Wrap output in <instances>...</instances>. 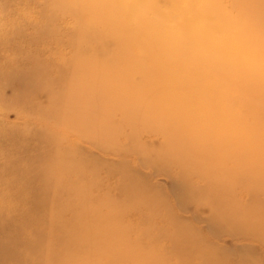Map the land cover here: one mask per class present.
<instances>
[{"label": "bare ground", "instance_id": "6f19581e", "mask_svg": "<svg viewBox=\"0 0 264 264\" xmlns=\"http://www.w3.org/2000/svg\"><path fill=\"white\" fill-rule=\"evenodd\" d=\"M9 4L8 16L18 20L0 24V54L21 46L26 72L21 81L25 95L6 100L1 76L9 64L0 62V110H15L19 117L15 123L0 121V255L8 254L13 264H43L49 260L40 253L45 246L66 264H137L128 249L139 248L127 244L120 231L111 235L106 229L127 224L141 233L142 223L171 230L159 210L140 217L133 207L112 203L108 208L126 212V219H66L53 229L46 224L55 225L56 215L39 216L40 203L54 213L59 198L86 195L81 184L89 170L91 127L109 128L114 120L140 126L146 136L155 129L167 144L160 151L182 154L170 155L174 172L200 188L219 187L209 193L226 207L221 219L254 232L234 239L264 248V0ZM233 4L237 8L231 15L227 6ZM59 5L70 7L58 16L61 21L81 20L92 27L66 25L57 39L54 11ZM65 31L74 33L76 42L63 41ZM21 102L23 107L16 109ZM89 107L94 110L91 119ZM210 154L227 157L230 169L216 168ZM145 163L141 157L108 165L133 168ZM122 182L117 183L120 203ZM151 186L160 189L157 183ZM196 209L200 218L174 215V220L205 240L194 222H206L209 231L215 226L202 208ZM163 242L170 253H148L144 264H197V253L180 254ZM101 243L107 250L104 256ZM154 250L160 253L156 245Z\"/></svg>", "mask_w": 264, "mask_h": 264}, {"label": "rangeland", "instance_id": "374dc122", "mask_svg": "<svg viewBox=\"0 0 264 264\" xmlns=\"http://www.w3.org/2000/svg\"><path fill=\"white\" fill-rule=\"evenodd\" d=\"M9 7V0H0V24L9 25L18 20L16 15L8 16ZM236 8L237 5L234 4L227 6L231 15L236 13ZM68 11H70L68 5L57 6L54 11L56 19ZM56 24L58 27L55 31L57 39L62 37L60 28H65L66 25L69 27L73 25L74 27L75 24H78L85 29L92 27L91 23H85L81 20L75 23L74 19L70 18L62 19V21L58 18ZM76 40L74 33L65 31L63 41L76 42ZM64 51L71 53L68 48ZM158 56L166 58L162 55ZM0 62L9 64L1 76L4 99L15 100L17 97L18 99L23 97L25 93L21 81L26 72V65L21 46L3 51L0 54ZM88 66L90 69L94 68L93 65ZM145 70L151 71L152 68L146 67ZM53 94L56 95V92ZM22 107L21 102V105L19 104L16 109ZM93 113L94 110L89 107L87 114L90 115V119ZM0 121L15 123L19 122V117L15 110L4 109L0 110ZM141 129L140 126L118 120H114L109 128L92 125L88 140L89 170L85 181L81 184V186L86 185V195L67 193V196L56 201L54 213L43 210L44 204L40 203V217H48L52 214L57 216L55 225L51 226L47 223L46 227L60 228L64 225L63 220H74V218L107 221L109 217L116 218L119 216L126 219V212L108 208L110 203L133 207L140 217L152 216L159 210L165 214L162 221L169 220L171 230H160L142 223H138L141 227V233H137L127 224H125L127 227L123 229H119L121 227L119 224H115L111 229H106L111 235H113L114 230L120 231L127 244L139 248L137 252L128 249L137 258V264H144L150 258L148 253L155 256L157 254H169L170 251L165 249L163 241L171 243L174 252L187 255L197 253L194 261L197 264H230L232 259H236V264H264V248L257 242L248 243L251 240L241 239L237 241L234 239V237L239 239V237L248 236L254 232L241 231L238 227L231 226L230 220L221 219L220 215L226 213V207L215 201L218 197L216 194L209 193L210 190L219 191V187L208 185L207 189L209 190L203 189L189 177L175 173L170 155L180 156L182 155L181 152H169V148L164 149V152L160 151V148L166 147L167 144H163V139L155 133V129H152L147 136ZM141 157L147 163L133 168L108 165L113 160L121 161L127 158L139 159ZM208 159L210 163L216 165V168L222 166L226 167V170L230 169L227 166L230 162L227 157L210 154ZM160 174H166L167 177L159 176ZM119 179H123L122 183L124 184L122 188L124 192L123 203L118 201L121 198L117 186ZM151 183H157L160 189L152 188ZM196 208H202V212L212 218L215 226V229L209 231L206 222H194L200 232L204 234L205 240L197 239L191 231L180 227L174 220V215L184 216L188 220L196 216L200 218L201 214ZM134 227L137 228L135 225ZM228 235H233V238ZM155 245L160 253L155 252ZM42 251L43 256H45L44 260L49 258L43 264L67 263L56 251H48L45 246H42L40 253ZM105 254H107L106 247L101 243V256ZM171 259L175 260L174 258ZM0 261L4 264H13L8 254H1Z\"/></svg>", "mask_w": 264, "mask_h": 264}]
</instances>
